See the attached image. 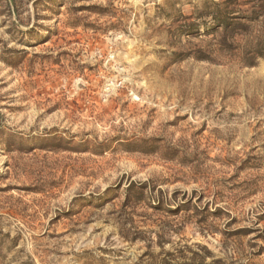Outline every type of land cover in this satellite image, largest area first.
<instances>
[{
    "label": "rangeland",
    "instance_id": "rangeland-1",
    "mask_svg": "<svg viewBox=\"0 0 264 264\" xmlns=\"http://www.w3.org/2000/svg\"><path fill=\"white\" fill-rule=\"evenodd\" d=\"M226 1L0 0V264H264V0Z\"/></svg>",
    "mask_w": 264,
    "mask_h": 264
},
{
    "label": "trees",
    "instance_id": "trees-1",
    "mask_svg": "<svg viewBox=\"0 0 264 264\" xmlns=\"http://www.w3.org/2000/svg\"><path fill=\"white\" fill-rule=\"evenodd\" d=\"M230 2H231V0H228V1H226L224 3V5H226V6L230 5ZM219 6H220L219 4L214 3V7L219 8ZM230 12H228V18H225L224 17V13L222 14L221 11H216L217 16L214 18V20L218 24L217 27H220V28L225 27V29H228L229 28V25L232 22L231 21L232 18L234 19V17H231V13Z\"/></svg>",
    "mask_w": 264,
    "mask_h": 264
}]
</instances>
